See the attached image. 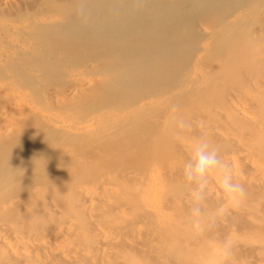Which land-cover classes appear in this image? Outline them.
I'll return each mask as SVG.
<instances>
[{
  "label": "bare ground",
  "instance_id": "bare-ground-1",
  "mask_svg": "<svg viewBox=\"0 0 264 264\" xmlns=\"http://www.w3.org/2000/svg\"><path fill=\"white\" fill-rule=\"evenodd\" d=\"M68 1L72 32L42 21L35 50L18 46L42 60L24 73L54 89L46 113L0 95V264H197L174 115L204 122L189 136L206 133L246 188L214 235L236 241L232 264H264V0Z\"/></svg>",
  "mask_w": 264,
  "mask_h": 264
},
{
  "label": "clouds",
  "instance_id": "clouds-1",
  "mask_svg": "<svg viewBox=\"0 0 264 264\" xmlns=\"http://www.w3.org/2000/svg\"><path fill=\"white\" fill-rule=\"evenodd\" d=\"M171 112L177 114L179 106L173 105ZM172 125L170 134L175 141L189 140V156L182 165V177L187 185L186 224L191 238L206 244L197 264H232L236 241L230 234L222 238L214 234L225 216L242 206L247 198L246 188L236 177L233 166L221 155L220 146L206 133L189 136L194 127H204L203 121L174 115ZM213 186L219 192L214 208L209 206Z\"/></svg>",
  "mask_w": 264,
  "mask_h": 264
},
{
  "label": "rangeland",
  "instance_id": "rangeland-1",
  "mask_svg": "<svg viewBox=\"0 0 264 264\" xmlns=\"http://www.w3.org/2000/svg\"><path fill=\"white\" fill-rule=\"evenodd\" d=\"M41 1H43V0H0V95H2L1 94L2 92L3 93L5 92L3 94L4 96L2 95L5 98L6 97L12 98L14 94L16 96L18 95L20 97L23 96L21 98L23 100L25 99V101H26L25 103L31 105L33 108L37 107L35 109L43 110L46 113V109H48V106H46L45 104L49 105L48 101H47V97L49 98V96H51V93L54 91V89L51 88L52 92L50 90H47L46 94L45 93L39 94V92L36 91V88H34V86H32L31 88L29 87L30 85H32L31 81L33 82V80L27 79V76L24 73L26 71V69L35 70L36 66H34V65L39 64L42 60H41V58L34 59V60H32L31 58L28 59V57L26 55H24L23 53H21L18 50V46H22L23 48H25V50L27 52L28 51L29 52L34 51L35 48L31 44V41L34 39V34L37 32V37H38V34L43 32L42 30L45 27L44 25H48L50 27V25H53V24L57 25V24H60L63 20L68 19V18L64 19L62 17L57 18V16L59 17V13L61 10H64V12L67 13L66 15L70 16V14H73L74 8L73 9L62 8L64 6L66 7L65 1H67V0H54L56 3L54 2L53 8H52L53 11H51V15H53V18L49 19V18H47L48 17L47 14L43 15L45 13L43 10H42V12H40L39 9H37L38 7L42 6ZM75 1H77V0H75ZM75 1L69 0L68 1L69 3L67 2V7H72L71 5ZM78 1H86V0H78ZM113 1L114 0H104L103 2L106 5H113ZM131 1L133 2V0H131ZM98 3H99V5L95 4V6H94V9H93L94 11H92V12L95 14L91 13L92 17H94V16L96 17L99 14H101V13H99L98 10H99V6H101L102 3L100 1ZM68 5H70V6H68ZM58 7H61V8H58ZM168 7H169V4L167 3L166 6L163 7V10H165ZM148 8L150 9V8H152V6L148 7ZM67 9H69V10H67ZM38 13L40 15H38ZM43 16H45V17H43ZM69 16H66V17H69ZM39 18L42 20H40ZM45 18L48 20V22ZM42 21H44L43 22L44 25H42ZM65 22H66V20H65ZM68 22H69V20H67V22H66L68 25L65 23L67 25L66 27L70 32H72V30H70L71 27L69 28ZM188 27L189 26L186 25V27L184 28V30L187 29V30H185V32H187L189 30ZM31 28H32V30H31ZM184 30H183V32H184ZM26 36L27 37L29 36V37L27 38ZM32 36H33V38H32ZM60 40H61V38L59 39V41ZM15 50H16V52H15ZM31 56L32 55H29V57H31ZM77 57H78V59L74 62V64H73L74 66L78 65L79 58H83L82 56L81 57L77 56ZM22 58H24V59H22ZM27 61L32 65V67L30 66V64ZM82 61H83V59H82ZM80 63L82 64L83 62H80ZM26 64H28V65H26ZM16 65H17V67H16ZM22 70H23V72H22ZM20 71L22 72V74H19ZM35 71H31L32 72L31 78H33L39 74L37 69ZM15 78H17V79L15 80ZM20 81H21V83H20ZM26 81L28 83H26ZM57 84L59 86V87H57V88H59L58 91H60L59 93H61V91L64 90L63 88L65 85L63 84V81L60 82V80L58 81ZM17 86H19V87H17ZM28 88H30V91ZM32 88H34V89H32ZM102 91H104V90H102ZM22 92H24V93H22ZM18 93H20L21 95ZM36 93H37V96H36ZM10 95H12V96H10ZM39 96H43L44 97L43 99L45 101L42 99L41 100L42 103L41 102H34L35 98H37V97L39 98ZM29 97H31V98H29ZM92 99H93L92 97H89V99L86 101V103H84L85 106L87 107V108H84L85 110H88V108L89 109L92 108L94 110V109L102 106V104H100L99 100H95L96 102L95 101L92 102ZM39 103H41V104L44 103V104L41 105ZM90 106H91V108H90ZM79 113H80V111H79Z\"/></svg>",
  "mask_w": 264,
  "mask_h": 264
}]
</instances>
